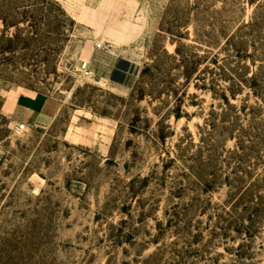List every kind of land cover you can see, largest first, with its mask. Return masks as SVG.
I'll use <instances>...</instances> for the list:
<instances>
[{
    "label": "rangeland",
    "instance_id": "obj_1",
    "mask_svg": "<svg viewBox=\"0 0 264 264\" xmlns=\"http://www.w3.org/2000/svg\"><path fill=\"white\" fill-rule=\"evenodd\" d=\"M0 94V264H264V0H0Z\"/></svg>",
    "mask_w": 264,
    "mask_h": 264
},
{
    "label": "crops",
    "instance_id": "obj_2",
    "mask_svg": "<svg viewBox=\"0 0 264 264\" xmlns=\"http://www.w3.org/2000/svg\"><path fill=\"white\" fill-rule=\"evenodd\" d=\"M0 111L29 124H49L59 113L60 105L49 98L0 94Z\"/></svg>",
    "mask_w": 264,
    "mask_h": 264
},
{
    "label": "built area",
    "instance_id": "obj_3",
    "mask_svg": "<svg viewBox=\"0 0 264 264\" xmlns=\"http://www.w3.org/2000/svg\"><path fill=\"white\" fill-rule=\"evenodd\" d=\"M96 47L98 49L102 48L103 47V44L102 43H98L96 45ZM81 74L83 77L85 78H91L92 75H93V72L91 71V66H90V63L88 61H85L81 64L80 68H79ZM29 124H27L26 122H23V123H17L15 125V130L17 132H24L26 130L29 129Z\"/></svg>",
    "mask_w": 264,
    "mask_h": 264
},
{
    "label": "trees",
    "instance_id": "obj_4",
    "mask_svg": "<svg viewBox=\"0 0 264 264\" xmlns=\"http://www.w3.org/2000/svg\"><path fill=\"white\" fill-rule=\"evenodd\" d=\"M238 35H237V33H235V34H233L229 39H228V41H227V43H226V45L228 46V47H231V49H232V47H234V43L232 42V40H234V38L235 37H237ZM236 50H237V48H236ZM235 50V51H236ZM239 50H237L236 52H238ZM239 53V52H238ZM238 58H240L241 56L239 55V54H237L236 55ZM211 61L212 62H218L219 61V56L217 55V54H215L212 58H211ZM253 78H254V76H253ZM256 80V79H255ZM254 88L255 87H257V85H258V83H256L255 81H254ZM213 181H215V180H213ZM213 181H211V182H213Z\"/></svg>",
    "mask_w": 264,
    "mask_h": 264
},
{
    "label": "bare ground",
    "instance_id": "obj_5",
    "mask_svg": "<svg viewBox=\"0 0 264 264\" xmlns=\"http://www.w3.org/2000/svg\"><path fill=\"white\" fill-rule=\"evenodd\" d=\"M86 113H87V115H90V113H89V112H86ZM68 135H69V134H68ZM74 136H75V135H74ZM74 136H73V137H74ZM78 136H79V135H78Z\"/></svg>",
    "mask_w": 264,
    "mask_h": 264
}]
</instances>
